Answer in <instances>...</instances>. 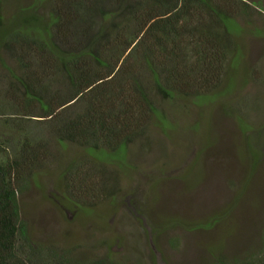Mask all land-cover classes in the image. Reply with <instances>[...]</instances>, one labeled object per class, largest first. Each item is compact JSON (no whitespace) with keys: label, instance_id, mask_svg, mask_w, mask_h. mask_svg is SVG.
<instances>
[{"label":"trees","instance_id":"1","mask_svg":"<svg viewBox=\"0 0 264 264\" xmlns=\"http://www.w3.org/2000/svg\"><path fill=\"white\" fill-rule=\"evenodd\" d=\"M43 1L46 17L29 8L6 20L0 8V55L17 66L6 67L10 82L0 93V264H127L112 253L84 257L77 247L34 242L20 197L52 162L54 143L114 154L145 137L158 100L215 91L232 57L231 21L250 18L254 6L252 0ZM60 182L75 211L89 212L114 196L106 172L86 162H73ZM216 262L264 264L256 256L231 262L219 255Z\"/></svg>","mask_w":264,"mask_h":264},{"label":"rangeland","instance_id":"2","mask_svg":"<svg viewBox=\"0 0 264 264\" xmlns=\"http://www.w3.org/2000/svg\"><path fill=\"white\" fill-rule=\"evenodd\" d=\"M0 1L6 20L29 8L48 13L43 0ZM252 3L250 18L231 21L232 57L215 91L158 100L145 137L114 154L53 144L52 162L20 197L34 242L77 247L84 257L112 253L127 264L264 260V0ZM0 56L4 96L6 67L17 66L6 52ZM73 162L106 172L114 196L75 211L60 182ZM215 215L220 220L210 228L196 229Z\"/></svg>","mask_w":264,"mask_h":264}]
</instances>
